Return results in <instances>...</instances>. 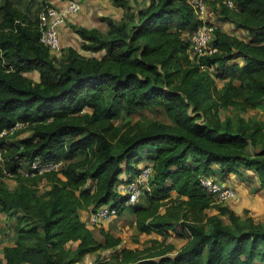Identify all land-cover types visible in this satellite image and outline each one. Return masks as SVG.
Wrapping results in <instances>:
<instances>
[{
	"label": "trees",
	"instance_id": "trees-1",
	"mask_svg": "<svg viewBox=\"0 0 264 264\" xmlns=\"http://www.w3.org/2000/svg\"><path fill=\"white\" fill-rule=\"evenodd\" d=\"M207 1L248 37L208 20L216 51L197 57L189 34L202 21L189 0H149L139 8L114 0L127 11L122 20L104 15L107 30L74 25L81 50L102 55L70 46L58 59L40 41L38 16L29 17L17 0H0V208L17 217L3 264H85L88 254H97L93 264H264V226L215 205L200 182L214 166L224 177L244 167L256 171L264 189V149L252 155L248 129L219 114L264 99V0H233L235 7ZM33 71L37 80L26 74ZM146 108L163 109L172 123L126 133L115 150L114 120ZM17 122L25 126L10 132ZM37 157L63 165L19 173ZM143 162L153 169L149 189L129 205L121 186ZM5 170L18 182L14 189L4 183ZM44 180L48 186L39 192ZM173 192L187 207L181 235L188 241L175 253L157 239L147 248L123 245L121 236L89 222L92 211L110 205L117 216L133 213L139 232L167 238L179 214L159 208Z\"/></svg>",
	"mask_w": 264,
	"mask_h": 264
},
{
	"label": "rangeland",
	"instance_id": "rangeland-1",
	"mask_svg": "<svg viewBox=\"0 0 264 264\" xmlns=\"http://www.w3.org/2000/svg\"><path fill=\"white\" fill-rule=\"evenodd\" d=\"M57 1L63 4V0H17L18 6L33 19L37 18L38 12L45 3H52L57 6ZM81 2L82 9L75 16H69L64 25L61 27L60 37L63 48L61 51L55 53L58 59L64 57L67 47H74L84 54L101 56L102 52L90 53L81 50V39L74 29V25H84L88 27H98L101 30H107L106 21L102 19L104 15H109L115 19L122 20L126 13L125 8H120L114 2V0H79ZM131 6L134 8L144 7L149 0H129ZM207 19L217 25L223 30L233 33L240 37H248L247 31L244 29H238L233 23L220 20L213 12H209ZM193 33L189 34L190 37ZM29 77L37 80L39 74L37 71L26 73ZM223 81L219 80V85H222ZM220 116L225 119L230 116L233 118L235 124L241 123L248 129L250 137L249 152L252 155L262 149H264V99L256 102V104L246 111H241L239 108L231 106L228 108H222L219 111ZM244 120H240V118ZM153 121H161L166 123H172L167 113L161 108H146L138 110L132 114L121 112L120 116L114 120V124L120 128L117 136L112 139L114 143L113 148L117 150L120 144V138L126 133L133 132L139 129L141 126H146ZM29 132H24L18 137L28 135ZM146 165L144 162L139 166ZM214 175L223 182L233 185L238 192V196L228 202H220L215 196V205L223 204L228 205L234 209L241 217L245 218L250 215L256 223L264 226V189L259 188V181L256 176V171L253 168L240 167L238 172H232L225 177L222 176L219 168L214 166ZM1 180V179H0ZM4 183L9 189H14L18 186L16 178L7 177L4 179ZM48 183L44 180L40 184L39 192L46 189ZM123 188V185L121 186ZM183 197L178 198L176 192H173L170 197L163 199V205L159 208L161 213H169L174 211L179 214V218L175 220V227L170 229V236H165L158 232L153 231L150 233L139 232L136 228L135 216L130 211H125L122 215L116 216L114 219L103 222L99 226L110 229L115 235H119L122 238V244L132 247L147 248L153 245L154 239L163 241L165 245L173 244L176 248L172 253L181 248L187 241V237L182 236L181 233L185 232L182 223L186 221V217L182 215L187 213V207L183 204ZM141 197L139 202H142ZM214 208L209 209L208 213H212ZM18 214H21L19 212ZM6 212L0 208V246L5 239H8L9 232L17 224L16 215H9L7 218ZM87 218V217H86ZM228 221L227 218H224ZM90 222V221H89ZM16 234V232H15ZM14 234V237H15ZM163 248V246H160ZM157 250V249H156ZM155 250V251H156ZM104 255L110 253V250L102 251ZM97 257V254H88L84 261L85 264H93V261ZM4 261L0 256V264Z\"/></svg>",
	"mask_w": 264,
	"mask_h": 264
},
{
	"label": "built area",
	"instance_id": "built-area-1",
	"mask_svg": "<svg viewBox=\"0 0 264 264\" xmlns=\"http://www.w3.org/2000/svg\"><path fill=\"white\" fill-rule=\"evenodd\" d=\"M230 7H235L233 0H225ZM189 3L194 8L197 17L202 21L200 26L193 32L190 37L189 52L194 56H203L212 54L216 48L212 44L215 26L208 23L207 15L210 12L207 0H189ZM82 9L79 0H67V4L63 7L56 6L52 3L44 4L38 12L40 41L48 46L53 53L62 50L63 45L60 37L61 27L70 15L78 14ZM21 122H17L10 130L24 127ZM5 129L2 134L7 133ZM4 165L3 154L0 151V166ZM63 165L60 160H45L42 157H37L30 162L28 166H23L19 169V173L25 177L36 174H43L50 171H59ZM141 172L131 181L123 184V191L127 194V204H135L141 198L145 189H149V182L153 172L151 165H143ZM5 173L8 177H13V174ZM202 186L209 193L213 194L220 202H228L238 196L237 189L231 185L219 180L215 175H202L200 177ZM117 216V209L110 205H103L92 211L90 222L94 225H100L103 222H108Z\"/></svg>",
	"mask_w": 264,
	"mask_h": 264
},
{
	"label": "crops",
	"instance_id": "crops-1",
	"mask_svg": "<svg viewBox=\"0 0 264 264\" xmlns=\"http://www.w3.org/2000/svg\"><path fill=\"white\" fill-rule=\"evenodd\" d=\"M59 3H62V2H60V1H57V6H59V7H63V6H65L66 4H67V0H63V4H60L59 5ZM76 15V14H75ZM75 15H70V16H75ZM65 26V25H64ZM142 164V163H141ZM87 215V214H86ZM7 216V218L9 217V215H6ZM85 216V215H84ZM87 217V216H86ZM85 217V218H86ZM9 232V237H8V239H5L4 241H3V244L0 246V256H1V258L3 259V261L5 262V257H4V248H5V246H7V245H11V244H13L14 243V234H15V226H14V228L11 230V232L10 231H8Z\"/></svg>",
	"mask_w": 264,
	"mask_h": 264
}]
</instances>
